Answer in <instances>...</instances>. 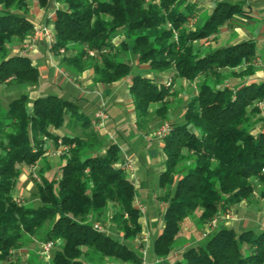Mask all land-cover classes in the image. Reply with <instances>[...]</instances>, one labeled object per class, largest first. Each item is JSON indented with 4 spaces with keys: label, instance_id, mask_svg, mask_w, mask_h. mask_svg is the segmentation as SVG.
I'll return each mask as SVG.
<instances>
[{
    "label": "trees",
    "instance_id": "obj_1",
    "mask_svg": "<svg viewBox=\"0 0 264 264\" xmlns=\"http://www.w3.org/2000/svg\"><path fill=\"white\" fill-rule=\"evenodd\" d=\"M233 1L217 2L203 25L192 28L193 9L186 0H0V85L38 83L31 58L12 51L33 33V5L53 27L52 52H66L60 63L68 75L90 70L93 82L104 85L131 77L127 89L138 126L151 113L167 115L169 91L153 77L132 75L134 67L195 83L183 121L169 123L161 141L165 161L157 200L164 204L163 227L152 243L157 259L172 254L183 221L197 215L202 230L243 201L256 196L264 202V116L256 106L264 103V82L246 83L252 65L238 70L254 60L255 44L196 46L242 14V4ZM49 8H54L51 20ZM29 101L27 94L7 105L0 99V264L32 239L53 243L50 264H142L137 250L93 229L92 216L102 221L111 208L121 239L134 241L143 232L134 185L117 166L118 146L109 141L104 147L77 103L56 95L31 100L30 108ZM62 127L80 133H52ZM48 140L55 150L58 140L69 148L60 156L59 174L45 177L48 167L38 173L40 183L33 179L37 206L15 200L22 167L44 157ZM175 264H264V231L216 226Z\"/></svg>",
    "mask_w": 264,
    "mask_h": 264
},
{
    "label": "crops",
    "instance_id": "obj_2",
    "mask_svg": "<svg viewBox=\"0 0 264 264\" xmlns=\"http://www.w3.org/2000/svg\"><path fill=\"white\" fill-rule=\"evenodd\" d=\"M219 1L223 0H186L187 4L192 6L193 9L188 20L192 21V28L197 27L199 23L200 25L198 27L202 26L205 20L212 14L215 4ZM233 2L242 4V14L235 15L228 23L219 29L218 33L212 35L207 40L196 44V46L206 49H217V46H219V48H224L242 42H254L256 48V56L252 61L255 64L253 66L254 74L247 78L246 83H258L261 82L260 73L264 71V0H236ZM51 10L52 8H49L47 13L51 14ZM30 13L33 14L31 20L34 27L45 24L42 19V14L36 6L31 7ZM27 56L31 58L32 64L37 68L39 75L37 85L26 88L27 91H29L28 97L30 100L57 93L56 96L77 103L90 121L94 112L100 106H104L108 116L106 130L114 134L115 144L120 149L121 160L118 163L119 166H121L125 158H128L132 160L134 164V174L135 172L137 173L139 170L137 164L141 167L143 164H147L152 160L153 152L149 149L151 148L150 145L152 142H158L159 144H156V146L159 148L160 153L162 152L161 141H146L142 138V133H148L146 128L155 130L159 126L160 123L158 118L152 116L151 113L149 114L150 118H146V121L144 122L145 125L141 124V126H138L131 98L128 93V87L125 88L123 93L119 91V87L125 83V81L129 82V86V79H131V77L111 85L95 84L93 82L92 72L90 70H85L81 74L73 76L74 79L71 80L69 79L70 75L66 72L65 67L60 61H58L56 56L47 52L44 47V42L41 39L37 42L34 50ZM125 61L127 63L133 62V60L128 59H125ZM247 65L248 64L242 66L238 70L245 69ZM135 68L137 73L143 72V76L153 77L160 84L166 80V74L157 75L150 73L146 67ZM236 81L238 82L239 80ZM181 83L184 86V89H189L187 88L188 86L185 87V82ZM3 90L4 88H0L1 101H3L2 97L6 96V91ZM99 92L101 93V96L97 97ZM29 106H31V104ZM155 108L156 105L152 106L150 111L153 112ZM180 109H182L181 111H184V106L179 107L178 111ZM262 116H264V111L262 112ZM91 127L100 137H102V142L105 147V145L109 143V140L104 131H100L92 125ZM52 133L58 136L63 135L59 131H52ZM74 133L78 135L80 131L75 129ZM45 148L47 149V152L44 157L39 160L35 166L30 168L35 171L38 166L41 169L49 167L50 170L45 172V177H51L53 174L58 175V167L62 163L61 157L52 154L54 153L52 150L55 151V149L51 141L48 140L46 142ZM102 152H104V150ZM158 156L156 164H159L158 167L161 171L159 173L160 175L164 170L165 158L163 156L162 159L161 154H158ZM54 158L59 159L56 167L54 166V162H50V160ZM28 175L30 176L28 167H22V176L13 190L14 193L12 196L15 200H29L31 203L32 184L29 183ZM131 182L133 183L134 188L139 185V180L135 179V175L131 176ZM255 197L249 201H243L225 212H220L216 225L217 228L223 226L231 228L235 232H243L255 227L257 228V231H264V202ZM155 198L157 197H153L154 205L157 204ZM33 199L37 201V199ZM136 202L141 205V202ZM108 210L109 212L107 211L108 215L105 219L108 225V227L106 226L108 228L107 232L109 235H113L116 238L121 237V234L115 229V226L110 220L112 209L109 208ZM147 213L148 210L145 208L144 217L149 215ZM195 216L194 218H197ZM194 218H189L183 221L181 224V232L178 237L183 243H180L181 247L175 249V251H173L166 259H157L152 252V243L155 237L160 233L163 227V222H158L156 215L154 218H149L148 220L142 218L141 223L143 226V232L135 240L133 247L140 255H142V252L144 251L145 255L144 258H142V264H170L173 259L179 258L180 253L185 248L195 244L193 233L197 232L196 236L201 240V233L206 230V225L203 226L202 230H198ZM92 222L96 223L97 221L92 217ZM144 236H146L144 239L145 241L143 240ZM41 245L42 243L40 241L32 239L23 249L11 252L10 258L6 264H50V257L47 259L39 254ZM32 255L36 259H34ZM105 264L112 263L105 261Z\"/></svg>",
    "mask_w": 264,
    "mask_h": 264
},
{
    "label": "rangeland",
    "instance_id": "obj_3",
    "mask_svg": "<svg viewBox=\"0 0 264 264\" xmlns=\"http://www.w3.org/2000/svg\"><path fill=\"white\" fill-rule=\"evenodd\" d=\"M33 6H35V5H33ZM29 17H30V19H32L33 14L30 13V16ZM199 25H200V23H199ZM18 44L19 43H16V46H18ZM216 48H219V46H217ZM211 49H213V48H211ZM12 51H13V49H12ZM65 55H66V52H65ZM55 56L57 57V55H55ZM58 59L60 61L61 58H58ZM136 74L143 75L144 73L143 72L137 73L136 72V68L134 67L132 69V75H136ZM168 77L171 79L172 84H173L174 87H172V89L171 88L170 89H167L169 91V95L165 99V101L167 102V115L165 114V116H164L163 119L158 118V121L160 123L159 126L162 125L163 123H171L172 120L173 121H177V122L178 121L179 122L183 121V111H181L182 109H180L178 111V108L181 107V106H184V104L188 100L189 95L193 92V85H189L188 82L181 81V80L177 79L176 77H174L173 75H168L167 78ZM69 79L72 80V79H74V77L72 75H70V78ZM129 81H130V79H129ZM164 82L162 84H160L163 88H164ZM181 82H185V84H186L185 87L188 86L187 88H189V89L188 90L184 89V86L182 85ZM128 83H129L128 81H125V83H123L119 87V91L121 93H123L124 90H125V88L128 87ZM0 88L1 89L4 88L3 91H6V96L2 97V100H3L2 102L5 105H7V103H9L11 100H13L15 98H18L22 94L29 95V91H27V89L25 87H19V86L13 84L12 82L7 83L6 86L0 85ZM53 95H57V93H53ZM97 95H98L97 97H100L101 96V93L99 92ZM30 103H31V100L27 104V107L28 108H30V106H29ZM152 116H154V114H152ZM149 118L150 117H148V119ZM144 121H146V119L143 120V122H141V124H144ZM146 130H148V133H151V131H154L153 129H149V128H146ZM58 131L60 133H62V134L70 135V136L72 135V133L74 134V132H75V131L70 130V129L66 130L65 127H62ZM156 144H159V143L158 142H155V143L152 142V144L150 145L151 148H149L153 152L152 160H150V162L147 163V164L146 163L143 164V166H141V167H139V165L137 164L139 170H138L137 173L135 172V174H133V175H135V179L139 180V185L134 188V190H135V200L141 202V206L144 209L147 208V210H148V213L147 214H149V215H147L145 217L141 215L142 218L148 220L149 218H154V216L156 215V218L158 219V222H161V217H159L158 212L161 213V214L163 213V211H164V204H163V202H161V201L157 200V198H155L156 199V202H158V203L154 205V203H153L154 202L153 197H159L161 195V190L158 188V176H159V173L161 171H160V169L158 167L159 164H156V161H157V159L159 157L158 154H161L162 159H163V156L164 155H162V152L160 153V150L156 146ZM52 152H55V151L52 150ZM58 161H59L58 158H54V159H51L50 160V162H54V166L55 167L58 165ZM31 167H33V166H31ZM46 168L47 167H45V169ZM28 169H29L30 174H31L33 169L30 168V167H28ZM40 170H41V168L38 166L36 168L35 172H34L35 175H37L38 177H39L38 173L40 172ZM55 175L56 174H53L51 177H53ZM131 175L132 174L129 175L128 173H125V176L130 181H131ZM29 183L32 184V187L31 188H32V192L34 193L36 191V186L34 185V180H33V178H32L31 175L29 176ZM13 193H14V191H12V195H13ZM31 205H33V206H37L38 205V201H35L33 199V197H31ZM160 205H161V207H160ZM159 208H161V209H159ZM108 212H109V210H108ZM108 212H106L104 214V216L102 217V221H97L96 222V223L100 224L101 226L105 227L106 231H108V228H107L108 225H107V221L105 219H106V217L108 215ZM92 217H93V219H96V216H92ZM89 222H91V221L89 220ZM250 229L253 230V231H257V228H255V227H252ZM196 235H197V232L193 233V236H194V239H195L194 246L196 244H198V243L201 242V240H199ZM111 236L113 238H116L113 235H111ZM144 238H146V236L143 237V240H144ZM117 239L120 240V242H124L129 248L134 249L133 247H134L135 240L134 241H124L123 239H121V237H118ZM177 240H178V242L176 244V247L174 248V251H175V249L181 247V244L180 243H183V241H180L179 239H177ZM142 253H144V251ZM144 255H145V253H144ZM33 258L36 259L34 256H33ZM178 259L179 258L173 259L170 262V264H175Z\"/></svg>",
    "mask_w": 264,
    "mask_h": 264
},
{
    "label": "built area",
    "instance_id": "obj_4",
    "mask_svg": "<svg viewBox=\"0 0 264 264\" xmlns=\"http://www.w3.org/2000/svg\"><path fill=\"white\" fill-rule=\"evenodd\" d=\"M53 15H54V8H52L51 14H49L48 19L51 20ZM189 27H192V21L191 20L189 21ZM39 39H41L44 42V47L47 50V52L52 54L53 53L52 48H53V44H54V35H53V27L50 24H48V25L47 24H41V25L34 27L33 33L27 39H25L19 47L14 49L13 52L19 56L29 55L34 50ZM52 55H54V56L57 55V59H58V58H61L65 55V51H64V49H61L56 54L53 53ZM88 55L91 57L94 56L93 52H88ZM58 61H59V59H58ZM248 65L254 66L255 64L253 62H251ZM260 81L264 82V71H262L260 73ZM190 85H193V89L196 88L195 83H192ZM172 87H174V86L172 84L171 79L169 77L166 78V80L164 82V88H166V89L171 88L172 89ZM256 106L259 108V110L261 111V115H262V112L264 111V103L259 102L256 104ZM107 120H108V116H107V113L105 111V108H104V106H100L94 112V114L92 116L91 125L100 131H104V133L108 137V140L111 141L112 143H115L114 134L110 133L109 131L106 130ZM169 131H170L169 123H163L162 125L157 127L151 133H142V138L145 139L146 141H162L168 135ZM57 145H58V148L53 153L54 156L60 157L63 153H66L69 149L67 146L62 145L60 140L57 141ZM117 166L120 167L125 173H128L129 175L132 174L131 176H133L135 169H134V164H133L132 160L125 158V160L123 161L121 166H119V165H117ZM34 172L35 171L32 170V173L30 175L32 176V178L34 180H36L38 183H40V178L37 175H35ZM262 172H264V170ZM155 202H156V199H155ZM135 207L139 211V213L142 216H144L145 209L139 203H137L136 200H135ZM160 207H161V205H160ZM217 221H218V218H214L208 224H206V230L204 233L201 234V238H204L206 236V234L209 232V230L216 227ZM93 229L97 232H107L105 227L101 226L98 223L93 224ZM52 248H53L52 242L43 243L41 245L40 250H39L40 256L48 259L50 257V253H51ZM142 258H144V253H142Z\"/></svg>",
    "mask_w": 264,
    "mask_h": 264
}]
</instances>
